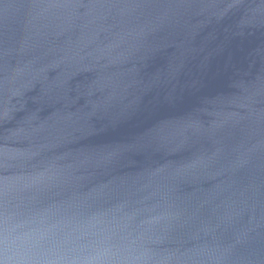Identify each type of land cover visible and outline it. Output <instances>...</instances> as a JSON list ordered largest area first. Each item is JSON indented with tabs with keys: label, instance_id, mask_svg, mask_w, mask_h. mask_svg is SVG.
I'll return each instance as SVG.
<instances>
[{
	"label": "clouds",
	"instance_id": "9594fccd",
	"mask_svg": "<svg viewBox=\"0 0 264 264\" xmlns=\"http://www.w3.org/2000/svg\"><path fill=\"white\" fill-rule=\"evenodd\" d=\"M27 7L24 36L11 53L22 66L10 67L4 81L6 93L22 102L19 107L11 100L0 103V128L18 111H27L25 95L36 83L43 85L40 99L55 94L58 101H69L74 76L99 75L86 91L90 111L57 112L43 122L30 112L0 136V264H203L202 254L161 251L159 246L184 214L169 202L170 186L207 173L211 160L158 162L131 182L113 175L132 154L178 151L187 142L186 133L199 129L196 121L161 125L128 142L78 151L68 147L96 134L95 121L106 122L99 131L114 127L148 93L172 84L177 68L167 78L145 83L140 65L152 51L150 38L173 23L169 17L178 24L181 13L161 17L144 11L143 4L123 0H36ZM78 30L74 47L70 39L69 48L59 50L61 56L38 66L49 53L37 56L32 41ZM50 70L59 71L51 83ZM165 127L173 131L161 136ZM144 177L147 183H141Z\"/></svg>",
	"mask_w": 264,
	"mask_h": 264
},
{
	"label": "water",
	"instance_id": "95a60500",
	"mask_svg": "<svg viewBox=\"0 0 264 264\" xmlns=\"http://www.w3.org/2000/svg\"><path fill=\"white\" fill-rule=\"evenodd\" d=\"M35 2L0 0V103L11 100L19 107L22 102L6 93L4 81L10 67L22 66L18 64L20 58L14 59L11 53L24 36L30 11L27 6ZM123 2L143 4L144 11L161 17L181 13L178 24L169 17L173 23L150 38L152 51L140 65L145 83L157 76L167 78L172 68L178 73L170 86L148 93L116 126L99 131L106 122L95 121L96 134L79 138L69 149L128 142L161 125L196 121L199 129L186 133L187 142L178 151L132 154L113 175L128 177L131 182L158 162L181 164L199 157L211 160L207 173L171 185L167 191L169 202L184 214L159 250L199 253L203 264H264V0ZM229 4L235 7L220 16L218 13ZM79 36L78 30L59 38L49 35L32 41L38 45L37 56L49 53L48 60L38 66L47 64L53 55L61 56L59 50L69 48L70 39L74 47ZM57 75L59 71L50 70L49 83ZM98 75L92 71L74 76L69 101H58L55 94L40 99L43 85L36 83L25 95L27 111H18L15 120L6 122L0 136L30 112L38 113L43 122L57 112L90 111L86 91ZM169 94L171 99H167ZM172 131V127H165L160 134L167 136ZM147 182V177L141 180Z\"/></svg>",
	"mask_w": 264,
	"mask_h": 264
}]
</instances>
